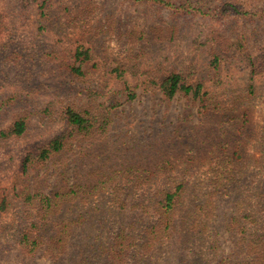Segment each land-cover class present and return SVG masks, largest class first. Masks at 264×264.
Returning a JSON list of instances; mask_svg holds the SVG:
<instances>
[{
  "label": "rangeland",
  "instance_id": "1",
  "mask_svg": "<svg viewBox=\"0 0 264 264\" xmlns=\"http://www.w3.org/2000/svg\"><path fill=\"white\" fill-rule=\"evenodd\" d=\"M43 1L0 0V264H113L98 251L122 229L132 231L134 244L114 264H218L221 259L249 257L250 250L251 264H260V249L254 252L246 247L248 242L242 244L239 226L228 223L232 213H250L251 221L245 223L251 240L264 233V0H188L217 10L218 16L176 14L134 0H47L43 15ZM227 3L235 8L224 16L219 8ZM175 23L181 27L175 41L157 38L161 27ZM230 43L233 49L223 51L225 57L215 68L212 48ZM77 48L91 53L82 78L67 68ZM253 67L256 73L249 80ZM173 69L188 81L203 82L214 91L212 101L222 100L233 114L246 111L250 120L244 133L233 130L236 127L225 123L219 112L202 113L199 100L191 95L179 93L165 100L154 82L142 78ZM120 72L123 78L117 77ZM127 87L136 93L134 98H127L132 92ZM68 105L88 111L96 132L70 127L63 113ZM21 116L28 122L23 135L1 133ZM107 117L112 119L104 128ZM60 134L65 135L61 152L29 162L24 169L26 155ZM239 147L241 171L228 194L217 201L213 236L205 238L184 227L191 200L180 211L179 230L165 245L142 244L152 238L143 235L154 219L146 213V204L165 180L152 174L149 185L132 188L135 175L117 172L113 177V172L128 167L158 170L155 165L168 159L178 177L206 193L213 171ZM94 183L106 188L95 194ZM76 184L86 186L89 200L65 203L43 218L48 210L42 194L67 192ZM116 190L120 201H113ZM141 201L146 206H138ZM82 214L85 218L73 225L60 253L46 251L45 244L33 252L20 241L22 233L31 230L48 241L57 223ZM246 236L249 240L250 234Z\"/></svg>",
  "mask_w": 264,
  "mask_h": 264
},
{
  "label": "trees",
  "instance_id": "2",
  "mask_svg": "<svg viewBox=\"0 0 264 264\" xmlns=\"http://www.w3.org/2000/svg\"><path fill=\"white\" fill-rule=\"evenodd\" d=\"M133 1V0H131ZM135 2H152L153 4L160 5L162 7H166L171 9L173 13L176 14H186L190 12H202L207 15H215L218 16L217 10L214 12L211 11V8L205 9L201 6H195V2L192 1H176V0H134ZM47 0H44L43 3L39 4L41 9V14H46V6ZM46 7V8H45ZM45 8V9H44ZM235 6L232 3H227L223 7L219 8V11L225 16L228 12L234 10ZM166 28V26L161 27L157 33V38L165 39L168 38L170 41H175L177 35L181 31V27L178 24H171ZM157 32V31H156ZM143 35L145 32H141ZM219 38H212L213 42H216ZM233 49V44L230 43L228 47H213L212 54L215 59L212 61V64L215 65V68H219L221 65V57H225V53L223 51H229ZM91 59L90 49H80L77 48L74 51V55L70 56L71 62L68 64L67 68L70 70L71 74L77 76L79 78L86 76L85 62ZM66 66V63H63ZM250 65L254 66V61L250 60ZM256 73V69L253 67L252 76L250 75L249 80L254 78V74ZM124 73H118L117 77L123 78ZM142 77L145 81L154 82L158 88L161 89L163 97L167 101H172L176 97V95L183 94L186 96H192L194 100H199L200 108L202 113H214V111L219 112L222 116V120H226L225 123L232 122V124L236 127V132H239L241 135L244 133V127L249 124V115L246 111L235 110L234 112L238 114H233V108L226 105L220 99L212 101L214 96V91L207 90L205 88V84L203 82H192L188 81L185 77V74L176 69L164 71L162 74L158 75L157 73H147ZM126 84L130 86L129 81L127 80ZM254 85L250 84L249 88H253ZM131 93L127 94L128 99H132L136 96V93L127 87ZM213 95V96H212ZM65 121L68 123L70 127H73L75 130L79 132H90L91 134L95 133L96 121L94 118L90 116L88 111H80L76 107L72 105H68L63 110ZM108 119V120H107ZM107 119H103L105 126L107 127L108 122L111 121L112 118L107 117ZM231 120H235L234 123ZM28 122L27 119L23 116L16 118L11 127L2 131L3 135H16L21 136L27 130ZM262 130L264 133V125L262 126ZM65 148V135L60 134L57 137L51 139L47 145L42 147L39 151L35 153H29L24 158V169L28 167L29 162L34 161H46L50 159L55 153H59L62 149ZM242 147H239L232 153H227L225 157V161L222 165L216 170L213 171V175L210 178L212 180L211 191L204 193L203 191H198L195 187H191L190 181H187L184 177H178L177 173H174L176 169H172L169 167L170 161L168 159H161L155 166L156 169H149V167H145L144 170H140L139 168L134 171L133 168H126L124 170H116L113 175L116 176L117 172H123L126 175H135L137 177V183L132 188L136 187H144L150 184L151 175L158 177V179L162 178L164 181L163 184L158 185L156 192L152 198V201L147 203V211L148 215H150L153 219V222L144 228V235L146 233H150L152 238L143 239L142 244H155V241L161 243L162 246L165 245L168 239L173 237V234L179 230V219L182 218L180 216V211L186 206V202L188 204H193L191 208H187L186 212L188 216L182 222H185L184 227L188 228L193 233H201L207 237L213 236V230L215 229L214 223L216 222V218L218 217V199L228 192L229 187L234 184L238 178V174L240 173V169L237 166V161L242 159ZM148 171V174L145 172ZM112 177V176H111ZM155 178V177H154ZM92 191L95 194L99 193V190H104L106 187L104 185H91ZM85 185L76 184L75 187L71 186L67 192H54L52 195H43V203L46 204L47 212L44 213L43 218H48L51 213L56 210H61L65 203L74 202L76 200H89V197L86 196L89 194ZM119 191L116 190L115 196H113V201L121 200L118 197ZM228 194V193H227ZM29 198L33 196L28 195ZM118 202V201H117ZM126 201H121V205L125 206ZM138 206H146L144 205V201L137 203ZM231 220L228 225L230 226H239L241 234L242 244L246 245L252 250L260 249L261 254L258 258L255 255V258L258 259L260 264H264V233L259 234L257 239L255 238L254 242L251 240V230L249 232V227H246V221H251L250 213L243 214H230ZM229 215V217H230ZM85 218V215H80L77 219L65 218L61 223H57V230L54 234L50 235L47 239L48 241H43L44 239L41 236H34L31 232H23L20 241L23 243L25 247H28L31 251H36L43 244H45L46 251H51L55 253H60L66 249L68 239L72 233V228L75 223L81 222ZM33 223H38L33 222ZM130 234V235H129ZM247 234H250V239H247ZM149 236V234H148ZM254 239V238H252ZM134 240V236L132 231L127 233L125 229H122L118 232L114 240L108 244L103 245L99 254H105L107 261H111L113 264L119 262L123 259V256L127 255L130 252V247L132 246V241ZM213 242V241H212ZM251 242L252 245H251ZM241 244V243H240ZM245 247V248H246ZM257 247V248H256ZM254 251V252H256ZM248 256L237 257L236 260H224L221 259L218 264H251V250ZM89 260V259H88ZM119 260V261H118ZM86 264H89L87 260ZM254 261V260H253ZM254 261V262H258Z\"/></svg>",
  "mask_w": 264,
  "mask_h": 264
}]
</instances>
